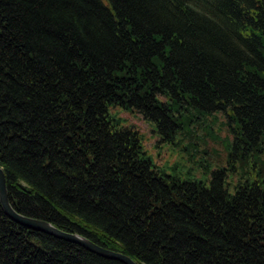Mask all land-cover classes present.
Masks as SVG:
<instances>
[{"label": "trees", "instance_id": "obj_1", "mask_svg": "<svg viewBox=\"0 0 264 264\" xmlns=\"http://www.w3.org/2000/svg\"><path fill=\"white\" fill-rule=\"evenodd\" d=\"M139 112L170 138L224 112L264 135V0H0V167L10 205L136 264H264V171L229 192L154 167ZM0 264H124L7 216Z\"/></svg>", "mask_w": 264, "mask_h": 264}, {"label": "rangeland", "instance_id": "obj_2", "mask_svg": "<svg viewBox=\"0 0 264 264\" xmlns=\"http://www.w3.org/2000/svg\"><path fill=\"white\" fill-rule=\"evenodd\" d=\"M108 114L118 119L120 125L138 131L142 150L165 175L208 184L211 172L220 169L232 193L236 183L258 181L264 171V135L257 145L247 150L236 146L232 123L222 111L199 113L190 109V113L184 112L189 120L170 138L159 134L153 121L133 109L111 105Z\"/></svg>", "mask_w": 264, "mask_h": 264}, {"label": "water", "instance_id": "obj_3", "mask_svg": "<svg viewBox=\"0 0 264 264\" xmlns=\"http://www.w3.org/2000/svg\"><path fill=\"white\" fill-rule=\"evenodd\" d=\"M0 203L3 210L5 211V213L9 218H11L12 220H14L15 222L21 225H24L29 229L45 232L57 238H61L76 243L95 254H98L106 258L119 260L124 264H136L129 256L121 252L100 246L78 233L63 231L55 227L53 224H51L46 220L29 217L15 211L10 205L8 200L5 177L1 167H0Z\"/></svg>", "mask_w": 264, "mask_h": 264}, {"label": "bare ground", "instance_id": "obj_4", "mask_svg": "<svg viewBox=\"0 0 264 264\" xmlns=\"http://www.w3.org/2000/svg\"><path fill=\"white\" fill-rule=\"evenodd\" d=\"M13 208V207H12ZM14 209V208H13ZM15 210V209H14ZM64 231V230H63ZM66 232H70V231H66Z\"/></svg>", "mask_w": 264, "mask_h": 264}]
</instances>
